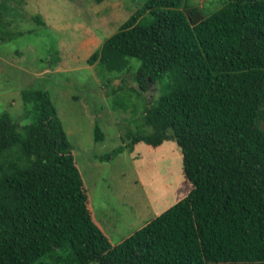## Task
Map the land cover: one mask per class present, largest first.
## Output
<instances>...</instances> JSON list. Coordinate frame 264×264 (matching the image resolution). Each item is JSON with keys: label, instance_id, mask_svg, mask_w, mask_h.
I'll return each instance as SVG.
<instances>
[{"label": "trees", "instance_id": "16d2710c", "mask_svg": "<svg viewBox=\"0 0 264 264\" xmlns=\"http://www.w3.org/2000/svg\"><path fill=\"white\" fill-rule=\"evenodd\" d=\"M223 1L205 15L147 0L87 59L113 72L138 62L140 91L169 79L110 154L174 140L190 185L119 242L93 214L48 91H21L33 115L23 136L0 114V264H264V0Z\"/></svg>", "mask_w": 264, "mask_h": 264}, {"label": "rangeland", "instance_id": "374dc122", "mask_svg": "<svg viewBox=\"0 0 264 264\" xmlns=\"http://www.w3.org/2000/svg\"><path fill=\"white\" fill-rule=\"evenodd\" d=\"M146 2L0 0V114L8 112L23 136L24 126L33 115L21 91H48L72 146L93 214L112 243L144 225L190 189L174 140L157 147L140 142L131 150L124 147L110 154L128 141L123 139L126 133L137 129L142 111L165 91L163 85L169 79L164 77L140 91L132 80L138 62L128 70L113 72L98 61H87ZM187 2L202 7L205 15L224 3ZM37 15L44 24L34 19ZM56 54L60 59L55 65L51 58ZM95 124L103 133L99 140L95 139Z\"/></svg>", "mask_w": 264, "mask_h": 264}]
</instances>
